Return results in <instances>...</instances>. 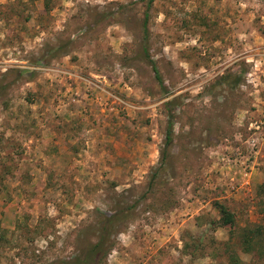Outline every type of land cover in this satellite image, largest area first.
Masks as SVG:
<instances>
[{
    "label": "rangeland",
    "instance_id": "obj_1",
    "mask_svg": "<svg viewBox=\"0 0 264 264\" xmlns=\"http://www.w3.org/2000/svg\"><path fill=\"white\" fill-rule=\"evenodd\" d=\"M148 2L0 0V264H69L116 212L93 264H228L215 203L238 229L264 225V0H152L146 42L165 91L142 51ZM238 239L243 264H264ZM194 241L203 249H185Z\"/></svg>",
    "mask_w": 264,
    "mask_h": 264
},
{
    "label": "trees",
    "instance_id": "obj_2",
    "mask_svg": "<svg viewBox=\"0 0 264 264\" xmlns=\"http://www.w3.org/2000/svg\"><path fill=\"white\" fill-rule=\"evenodd\" d=\"M152 4V0H149V2L146 5V10L144 13V21H143V31L145 35L144 43L142 45V51L144 52L147 62L150 64L153 73L155 75V79L158 81L159 85L163 90L165 91L164 84L162 82V79L160 78V75L156 69L155 62L150 58L148 55V48H147V42H146V36H147V19H148V10L150 9ZM70 41L67 42H61L57 46H46L44 52L41 54V56L37 59L36 64L38 66H44L46 65L48 60L54 59L58 56H65L68 52V48L70 46ZM25 72V71H24ZM23 71H16L17 78L23 76L25 74ZM28 77L32 79L33 73L27 71ZM237 78V77H233ZM229 79H232L231 75L222 76L220 78V84H224L226 88L232 89L233 85H231V81ZM239 79H236V83L238 84ZM230 82V83H229ZM7 86V84L5 85ZM5 86L0 85V90L5 89ZM175 99L168 101L165 103V109H166V117H167V123H166V130L164 135V140L162 143V147L160 150V165L156 171L162 170V167L165 165L166 158H167V151L171 147L173 143V127H174V112H175V106L174 105ZM157 173L153 174L151 176V179L148 183V189L152 188L155 182V179L157 177ZM255 197L257 200L256 206L259 208L260 212H264V180L256 187L255 190ZM215 209L218 210L219 213V219L217 220H210L208 221L209 228L212 230H217L220 228H226L228 229L229 234V241L234 237L238 236V245L240 246V250L244 254H251L255 255L260 261H264V225L261 224H254L249 225L243 228H237V222L235 218V214L231 212L229 209L224 207L223 205L219 203H215ZM123 212H116L112 216H103L101 220L98 223L97 228V240L95 243H90L86 249L85 252L79 255L78 257H75L71 261H69V264H93L96 261L100 262L101 259H103L112 245L110 244V239L113 234V229L115 224L119 222L121 218H119L120 214ZM228 241V242H229ZM225 243V254L228 258V264H243L241 259L236 253V245L230 246L229 243ZM197 248L203 249L201 244H195V241L192 245L185 244V249L188 248ZM192 255L194 254L191 253Z\"/></svg>",
    "mask_w": 264,
    "mask_h": 264
}]
</instances>
